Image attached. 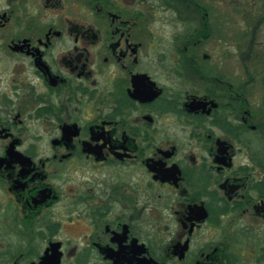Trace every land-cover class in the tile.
I'll list each match as a JSON object with an SVG mask.
<instances>
[{"label": "flooded vegetation", "instance_id": "1", "mask_svg": "<svg viewBox=\"0 0 264 264\" xmlns=\"http://www.w3.org/2000/svg\"><path fill=\"white\" fill-rule=\"evenodd\" d=\"M254 8L0 0V264H264Z\"/></svg>", "mask_w": 264, "mask_h": 264}, {"label": "rangeland", "instance_id": "2", "mask_svg": "<svg viewBox=\"0 0 264 264\" xmlns=\"http://www.w3.org/2000/svg\"><path fill=\"white\" fill-rule=\"evenodd\" d=\"M258 4H260V0H214V13L217 9L216 14L219 13L222 16L221 19L231 21L232 23H228L226 26L232 33L239 35L242 32V26H244L245 15L254 12L257 9L254 6L256 7ZM221 45L219 44V46Z\"/></svg>", "mask_w": 264, "mask_h": 264}]
</instances>
